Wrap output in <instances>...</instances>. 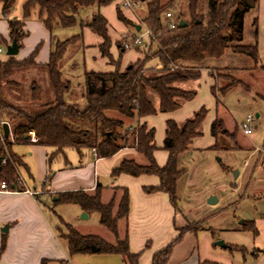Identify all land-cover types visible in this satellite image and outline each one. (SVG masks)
<instances>
[{"label":"trees","instance_id":"1","mask_svg":"<svg viewBox=\"0 0 264 264\" xmlns=\"http://www.w3.org/2000/svg\"><path fill=\"white\" fill-rule=\"evenodd\" d=\"M15 1L0 0L3 16L9 13ZM114 1L26 0L22 5V20L37 16L43 27L53 35L58 28L74 27L75 16L80 9L93 6L101 8L113 4ZM174 1L149 0L146 3V14L142 22L149 33L148 42L146 47L132 49L141 53L142 59L122 71L115 68L110 73H84L83 110L66 102L70 84L64 80L61 72L64 56L77 40L80 41L81 35L65 41H54L53 50L45 65L34 63L39 46L25 60L16 61L14 57H8L5 63H0V120L11 128L12 140L26 143L34 137L36 145L53 149V155L63 154L68 149L78 153L83 150H94L100 159L111 158L125 147L134 148L144 157L147 164L141 166L132 160L123 161L112 169L110 177L115 179L120 175L133 178L155 176L158 178V186L146 188L145 191L166 194L171 206L177 209L176 184L183 175V171L177 167V161L193 140L201 135L199 128L205 119L206 109L201 108L193 118L181 126L170 120L166 122L162 149L167 152L168 158L162 168L157 166L153 157L156 151L153 143L154 131L142 124L125 137L122 119L135 117L141 119L155 114L147 98L149 91L154 92L159 99V112L170 113L177 110L180 101L191 100L195 93L181 91L175 84L199 79L201 70H209L213 77V73L220 70L216 65L227 48H230L232 53L251 59L257 69L263 68L260 66L255 44L249 46L238 44L243 36L244 18L256 7L258 0H177L179 9L175 19L176 27L169 29L165 14L170 13L169 9ZM36 9L38 13L34 15ZM115 14L117 20L125 27L130 25L118 7L115 8ZM180 20L186 22L185 27L178 28ZM253 23L255 24V21ZM80 27L87 28L101 39L102 43L99 45L101 56L113 63L109 53L111 41L105 18L96 12L89 23L81 24ZM8 29L10 43L15 40L21 48V42L27 36L23 31V24L12 19L8 21ZM133 29L136 31V26ZM231 43L235 44L230 45ZM120 48L122 49L121 45ZM152 59H156L161 66L159 75H153L154 70L145 67ZM31 67L35 70L40 67L45 71L53 99L40 103L37 96L38 84L33 81L28 97L22 102L20 98L16 99L18 105H14L6 97V89L18 85L12 80L17 72ZM218 78L227 83L220 88L213 86L211 93L214 96L216 92L218 95H224L236 87L246 89L243 82L234 77L218 74ZM108 113H113L119 118H115L116 116L111 118ZM210 134L214 139L212 147L214 150L240 149L235 141V131L228 133L220 119L215 118L211 123ZM10 146L8 139L0 142V158L4 159L7 154L9 155V160L3 165L0 164V183L5 182L8 186L17 188L15 166L19 161L9 152ZM120 190L122 197L116 211L114 197L107 204L101 203L100 188L92 195L78 191L60 193L56 196L55 205H76L87 215L97 214L98 225L107 230L115 240L114 244H110L98 236L81 235L63 222L65 232L60 233L67 242L70 256L116 255L124 264H138L140 253L132 254L129 251L128 238L120 239L118 233L117 224L128 216L130 205L126 189H113L114 193ZM190 229L192 228L186 227L180 230L176 240L153 256L151 264H167L173 247L179 242L182 234ZM2 249L3 244L0 250ZM41 264L46 262L42 261Z\"/></svg>","mask_w":264,"mask_h":264},{"label":"crops","instance_id":"2","mask_svg":"<svg viewBox=\"0 0 264 264\" xmlns=\"http://www.w3.org/2000/svg\"><path fill=\"white\" fill-rule=\"evenodd\" d=\"M0 12L3 17V20L0 21V37L4 38V42L9 41L8 21L12 19L11 17H13V20L22 23L23 31L27 33L14 59L16 61L27 59L34 49L39 46L34 63L36 65L47 64L54 47V41L60 40H57L54 34H50L41 23L33 19V16L31 19L22 20V14L20 15L18 11L16 13L9 12L6 16H3L1 3ZM97 12L107 21V31L111 41L109 53L113 63L101 56L99 50V45L102 43L101 39L87 28L80 27L81 32L79 35H81V39L80 41L77 40L68 49L61 68L64 80L70 84V92L66 96L68 104L73 90V87H71L72 73L78 66L81 67L80 73L83 79L85 72L110 73L115 68L122 71L143 57L137 51L128 52L129 50L125 51L120 48L128 30L117 20L114 4L97 8ZM247 14L250 15L248 29L246 30L245 23H243V41L238 44L248 46L255 44L260 66L263 69H257L251 59L232 53L230 48L226 49L221 58V60L228 58L230 62H227L226 65H220V60L216 66L218 68L219 65L218 69L227 68L235 72L239 75L236 79L243 82L248 89V85L242 78L250 79V82L253 83L261 82L264 85V0H258L256 7ZM253 21H255V24ZM87 23L89 22H82V25ZM143 39L144 45L142 47L147 45L148 42L147 37ZM233 44L235 43L230 45ZM145 67L154 70L153 75L161 73V66L156 59L150 60ZM65 68L67 72H65ZM203 78H207L209 94L215 104V114L207 121L205 120L208 113L206 110L205 119L199 128L201 135L194 139L187 151L178 158L177 167L183 171V175L176 184L177 202L191 182L190 165L193 160L210 150H214L212 148L214 139L210 134L211 123L215 118L220 119L223 123L222 117L226 115L222 108L218 111V93L216 92V96L211 93L213 86L220 88L226 84L218 83V80L216 81L214 76L212 77L209 70L200 71L199 79ZM199 79L175 84V87L181 91L195 93L191 100L180 101L177 110L170 113L159 112V99L154 92L149 91L147 98L155 110V114L141 119L137 117L122 119L124 131L128 127L136 128L142 124L154 131L153 143L156 151L153 157L160 168L165 166L168 158L167 152L162 149L166 122L170 120L181 126L187 120L193 118L194 114L201 108H204L199 99L202 96H207L201 94L200 90H195L196 82ZM115 118L119 117L116 116ZM224 128L230 134L236 129L234 127L232 131H229L225 125ZM2 138L4 139V137ZM7 139L11 143L9 152L19 161L15 166L19 183L17 188L12 185L9 186V191L0 190V249L3 244V249L0 250V264H41L42 261H45L46 264H70L71 257L68 253L67 242L61 237L62 231H59L60 228H57L58 223L60 226L63 223L56 212L57 205H55L56 196L60 193L81 191L92 195L97 188H100L101 203L107 204L114 197V211H116L122 192L120 190L114 193L113 189H126L130 199L129 213L125 219L118 222L117 227L120 239L128 238L129 251L132 254L140 253L138 264H151L153 256L176 240L180 230L186 228L189 224L198 223L200 225L201 220L182 214L178 209V205L177 209H174L166 194L145 191L146 188L158 186V178L155 176L133 178L120 175L115 179L110 177L112 169L118 167L123 161L132 160L141 166L147 164L144 157L134 148L125 147L111 158L100 159L96 156L94 150H83L78 153L75 150L68 149L63 154L53 155V149L36 145L32 140L35 139L34 137L26 143L14 142L10 127ZM237 145L240 148L239 150H242L243 147ZM14 146H23V149L16 150L15 153L12 151ZM215 151L220 154L232 152ZM0 159V164L3 165L9 160V155L7 154L4 159ZM244 165L246 167L247 162ZM237 177H239V173ZM101 179L100 183L99 180ZM26 190L32 194L26 193ZM76 207L78 208L77 214H82L83 211L78 206ZM90 215H87V218ZM200 229L192 228L182 234L179 242L173 247L167 264H233L228 257L219 253L220 251H216V248H220L215 246L216 242L210 246L211 242L207 235H203L202 245L199 244L197 232ZM77 232L84 236L90 235L86 234L85 231ZM102 234L106 242L115 243L114 238L104 228H102ZM210 247L211 249L215 247V249L210 250ZM229 247L231 246H227L226 250H232ZM121 264H124L122 260Z\"/></svg>","mask_w":264,"mask_h":264},{"label":"rangeland","instance_id":"3","mask_svg":"<svg viewBox=\"0 0 264 264\" xmlns=\"http://www.w3.org/2000/svg\"><path fill=\"white\" fill-rule=\"evenodd\" d=\"M25 1L16 0L9 12L16 13L18 11L21 15L22 5ZM148 1L142 3L132 1L131 8L127 10L120 9L119 0L114 1V7H118L121 15L130 23L128 27H125L128 32L124 41L132 39L135 34L136 36L144 35L147 31L142 19L145 17ZM178 4L175 0L169 9L174 22L179 9ZM96 12L97 7L95 6L80 9L75 16L76 25L70 29L58 28L54 33L56 39L65 41L79 35L80 24L90 22ZM37 13L36 9L34 15ZM33 17L31 18L40 23L37 16ZM11 18L13 19V17ZM249 19L250 15L246 14L244 18L246 30ZM1 20L3 17L0 12ZM134 26H140L142 29L136 33L133 29ZM242 41L243 37L240 42ZM9 44L10 41L4 42V38L0 37V63H5L8 60L6 47ZM128 52H135V50ZM227 62H230V59L224 58L219 64L226 65ZM36 69L25 68L13 76L12 80L18 85L16 87L9 86L6 89V97L11 103L18 105L16 99L20 98L22 102L27 98L30 93V84L33 81L38 84L37 96L40 103H46L53 99L45 71L40 67ZM66 70L65 68V72H67ZM80 72L81 67L78 66L72 73L71 87L73 90L69 104L76 105L79 110H83L85 102L81 97L83 79ZM218 74L234 78L239 76L227 68L216 70L213 76L220 84H226L227 81L218 78ZM242 79L248 85V89L236 87L217 97L218 111L222 108L226 112V115L222 117L223 123L229 131L236 127L234 129L235 141L243 147L242 150L223 154L210 150L194 159L190 165L191 182L184 194H181L177 205L182 214L201 220V227L198 223L187 226L188 228H201L197 232L200 245H202V237L205 234L211 242L210 246L215 242L222 241L225 245L233 247L232 250L216 248V251H220L219 253L228 257L233 264H264V85L261 82H250V79L247 78ZM195 87L196 91L200 90L201 94L207 96H202L199 102L208 111L205 119L208 121L215 114V104L209 94L207 78L199 79ZM248 115L252 117L249 121L251 133L244 136L239 126L247 122ZM108 116L113 118L116 115L108 113ZM205 137L207 136L205 135ZM21 149L23 146L12 147V151L15 153L16 150ZM246 162L247 166L245 167ZM233 171L239 173V177L235 180L232 177ZM101 181L102 179L99 180L100 183ZM210 196L215 197L218 201L214 206L206 204ZM77 211L78 208L73 205L58 204L56 208L57 214L65 224L79 232L85 231L86 234L104 239L102 228L98 225V215L93 213L87 219H81L82 214H77ZM57 228H60L62 233L65 232L63 225L60 226L59 223ZM212 249L210 247V250ZM70 257V264H121V258L112 255L94 254Z\"/></svg>","mask_w":264,"mask_h":264},{"label":"built area","instance_id":"4","mask_svg":"<svg viewBox=\"0 0 264 264\" xmlns=\"http://www.w3.org/2000/svg\"><path fill=\"white\" fill-rule=\"evenodd\" d=\"M132 0H119V7L120 9H123V10H127V9H130L131 8V4H132ZM172 15L171 13H166L165 14V19L167 21V26L169 29H174L176 27V23L173 21L172 19ZM149 36V33L147 31H145V34L144 35H139V36H134L132 39H129L128 41H124L122 43V50H131L135 47H142L144 45V37H147L148 38ZM1 52V51H0ZM252 119V117L250 115L247 116V122L245 123H242L240 125V130L241 132L245 135V136H248L250 133H251V129H250V125H249V121ZM5 122L1 121L0 120V140L2 141L3 140V131H2V125L4 124ZM133 127H128L127 130H126V135L125 137H128L132 132H133ZM33 141H35V139H32ZM19 183V181H17V184ZM0 190H4V191H9V186L5 183V182H2L0 184ZM26 193L28 194H32L30 191L26 190L25 191Z\"/></svg>","mask_w":264,"mask_h":264},{"label":"water","instance_id":"5","mask_svg":"<svg viewBox=\"0 0 264 264\" xmlns=\"http://www.w3.org/2000/svg\"><path fill=\"white\" fill-rule=\"evenodd\" d=\"M144 0H140V2H143ZM178 28H183L186 26V22H184L183 20H180L178 22ZM140 30V26H136V32H139ZM18 50H19V46L16 43V41H12L7 47H6V55L8 57H15L18 54ZM257 116V115H256ZM2 131H3V137L4 139H7L9 136V126L7 123H4L2 125ZM1 160V159H0ZM233 175V179L237 178L238 172L237 171H233L232 172ZM217 202V199L213 196H210L207 200V204L208 205H214ZM81 219H87V215L86 213H82V218ZM215 246L220 247L222 249H226L227 246L222 242V241H218L215 243Z\"/></svg>","mask_w":264,"mask_h":264}]
</instances>
